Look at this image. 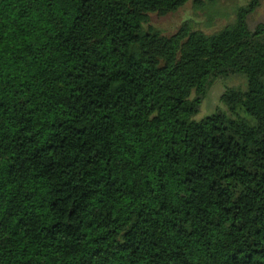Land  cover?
I'll return each mask as SVG.
<instances>
[{
	"label": "trees",
	"instance_id": "trees-1",
	"mask_svg": "<svg viewBox=\"0 0 264 264\" xmlns=\"http://www.w3.org/2000/svg\"><path fill=\"white\" fill-rule=\"evenodd\" d=\"M187 1L0 0V264H264L260 0L149 24ZM237 73L255 122L192 119Z\"/></svg>",
	"mask_w": 264,
	"mask_h": 264
},
{
	"label": "rangeland",
	"instance_id": "rangeland-1",
	"mask_svg": "<svg viewBox=\"0 0 264 264\" xmlns=\"http://www.w3.org/2000/svg\"><path fill=\"white\" fill-rule=\"evenodd\" d=\"M194 1L188 0L175 11L167 14L150 13L149 24L162 34L170 35L177 30L182 22L188 20L194 28L210 33L233 21L237 9L248 0ZM259 22H264V0H260V4L247 16L250 28ZM246 88L247 80L241 73L214 78L202 98L198 112L192 116V119L198 121L213 112L222 111L230 118H239L253 124L254 118L242 109H238L235 113L229 111L227 104L221 99V95L226 90H245ZM194 96L193 92L191 97Z\"/></svg>",
	"mask_w": 264,
	"mask_h": 264
}]
</instances>
